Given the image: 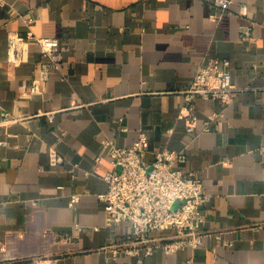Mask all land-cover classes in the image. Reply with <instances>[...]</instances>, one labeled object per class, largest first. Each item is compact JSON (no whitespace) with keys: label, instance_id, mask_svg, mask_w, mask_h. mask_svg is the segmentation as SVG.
Segmentation results:
<instances>
[{"label":"crops","instance_id":"0c3cea01","mask_svg":"<svg viewBox=\"0 0 264 264\" xmlns=\"http://www.w3.org/2000/svg\"><path fill=\"white\" fill-rule=\"evenodd\" d=\"M4 1L0 264H135L113 247L131 224L106 225L98 194L111 167L103 139L129 146L141 130L144 162L164 147L184 150L185 170L209 195L200 245L157 247L144 264H264V0H233L224 11L215 0ZM14 34L31 36L17 60ZM41 36L68 46L33 91ZM211 58L229 61L238 91L225 105L197 97L198 129L222 114L192 135L179 116L182 90Z\"/></svg>","mask_w":264,"mask_h":264},{"label":"built area","instance_id":"2783aa9c","mask_svg":"<svg viewBox=\"0 0 264 264\" xmlns=\"http://www.w3.org/2000/svg\"><path fill=\"white\" fill-rule=\"evenodd\" d=\"M232 1L215 0V4L220 11H224ZM4 4L5 1L0 0V7ZM238 12L246 14L247 6L240 4ZM217 15L218 12H213L210 17L216 19ZM28 37L31 36L14 34L9 37L10 58L18 59ZM35 40L42 46V52L37 67L39 71L31 86L33 91L47 77L49 67L61 60L62 52L68 46L56 37L41 36ZM45 58L51 63H47ZM229 64L227 59L220 58L201 63L193 81L182 90L185 103L179 116L185 119L190 134L211 130L216 125V118L222 114L214 111L204 127L198 129L197 97L210 98L225 105L237 93L238 87L232 82ZM214 77L218 78L217 84L212 83ZM47 115L50 120L53 119L52 112ZM147 140V133L141 130L138 139L129 146L117 145L112 138L102 141L110 155L111 167L103 175L107 190L100 192L98 197L104 204L106 225L114 227L125 221L131 224V231L113 247L136 256L135 264H144L145 258L157 247L170 253L184 246H199L203 235L199 226L203 218L202 207L209 198L202 177L185 170L187 154L184 150L164 147L144 162ZM57 160L62 159L58 157ZM78 199L79 194H72L70 204ZM216 237L230 244L221 232Z\"/></svg>","mask_w":264,"mask_h":264}]
</instances>
